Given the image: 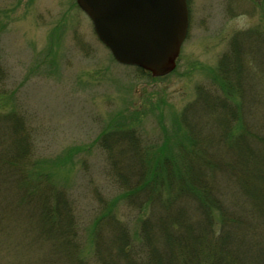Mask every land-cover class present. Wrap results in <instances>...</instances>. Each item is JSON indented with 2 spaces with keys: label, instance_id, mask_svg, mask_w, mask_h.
<instances>
[{
  "label": "rangeland",
  "instance_id": "374dc122",
  "mask_svg": "<svg viewBox=\"0 0 264 264\" xmlns=\"http://www.w3.org/2000/svg\"><path fill=\"white\" fill-rule=\"evenodd\" d=\"M187 1L190 26L177 68L155 78L118 64L76 0H0V155L21 150L26 174L45 175L66 195L82 261L99 262L92 233L104 204L133 234L141 227L135 209L123 204L100 138L137 131L141 146L156 145L177 139L173 131H186L180 124L185 114L211 157L215 222L231 221L226 230L246 264H264V197L247 189L252 181L264 190V0ZM224 89L235 92L234 105ZM228 134L240 144L229 143ZM13 139L15 147L7 145ZM249 155L260 163L246 161ZM246 164L258 171L252 179ZM131 165L128 177L136 172ZM197 180L193 173L177 183L194 186ZM17 188L8 196L0 185V200L7 194L0 210V264H69L54 255V241L38 243L40 233L15 221L22 194ZM187 201L178 207L205 221L194 198ZM160 214L157 206L154 219Z\"/></svg>",
  "mask_w": 264,
  "mask_h": 264
},
{
  "label": "trees",
  "instance_id": "16d2710c",
  "mask_svg": "<svg viewBox=\"0 0 264 264\" xmlns=\"http://www.w3.org/2000/svg\"><path fill=\"white\" fill-rule=\"evenodd\" d=\"M229 73L230 71L223 70L222 74L227 79ZM224 91L226 92L225 89ZM226 93L231 106L234 105L235 92L229 93L228 90ZM187 121L189 118L187 120L184 114L180 124L186 131H173L177 139L165 141L164 138L161 143L151 146H141L137 131H111L100 138L101 146L111 162V177L123 192V204L135 209L136 219L141 222V227L133 234L112 206L109 209L110 206L104 204L102 210L105 214L94 220L95 232L92 233L94 251L99 257L96 264H231L234 256L240 258V264H246L241 257L240 245L232 242V234L226 230L227 227L233 228L231 221L225 220L224 223L221 219V226L215 222L214 211L218 210V203L214 187H210L215 173L209 163L211 157L205 153L203 143L196 139L195 132L191 131L194 130L192 124L185 123ZM226 136L229 143L240 144V139H233L235 136ZM14 141L13 139L7 145L15 147ZM25 158L21 150L5 158L0 155L2 191H7L9 196L8 191L15 185L18 186L17 190L22 191L19 199L21 204L18 203L13 208L15 221L29 225V229L40 233L43 237L38 243L49 242L51 245L54 241L52 251L56 257L63 255L69 264H90L88 260L82 261L79 257L83 247L78 241L80 235L73 206L66 204V195L54 189L45 175H38L37 172L32 174L30 171V174H26L28 168L25 171L23 169L26 167L23 163ZM255 158L249 155L246 161L256 163L258 159ZM131 160L136 172L128 177L127 172L132 167ZM244 167L245 172L252 174L251 179L258 172L248 169V164ZM32 169L36 170L35 167ZM193 173L198 177L194 186L190 181L177 183L180 178H190ZM166 177L170 181L169 187L164 182L167 181L164 179ZM258 187L259 184L255 186L252 181L247 185L252 195L264 197V190ZM7 194L2 195L0 210L3 209L2 203ZM190 198H194V202L199 205L205 221L191 219L185 209L178 207L188 203ZM157 206L162 215L154 219ZM3 213L4 211H0V214ZM224 233H227V237ZM108 238L111 239L106 240ZM42 264L55 263L45 259Z\"/></svg>",
  "mask_w": 264,
  "mask_h": 264
},
{
  "label": "water",
  "instance_id": "95a60500",
  "mask_svg": "<svg viewBox=\"0 0 264 264\" xmlns=\"http://www.w3.org/2000/svg\"><path fill=\"white\" fill-rule=\"evenodd\" d=\"M115 59L155 77L171 73L187 35L186 0H77Z\"/></svg>",
  "mask_w": 264,
  "mask_h": 264
}]
</instances>
